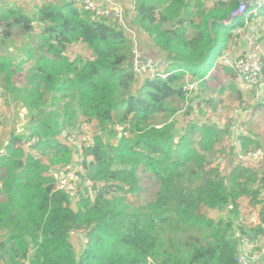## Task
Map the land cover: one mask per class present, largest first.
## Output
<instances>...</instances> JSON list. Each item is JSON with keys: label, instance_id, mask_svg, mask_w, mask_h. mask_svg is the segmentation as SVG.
Here are the masks:
<instances>
[{"label": "trees", "instance_id": "trees-1", "mask_svg": "<svg viewBox=\"0 0 264 264\" xmlns=\"http://www.w3.org/2000/svg\"><path fill=\"white\" fill-rule=\"evenodd\" d=\"M240 1L136 0L137 31L167 62L165 77L141 81L131 67L133 41L112 19H91L71 0H40L29 10L0 2V39L9 41L0 43V88L29 117L0 152V264H237L238 240L260 230L241 219L240 206L262 202L264 165L220 166L235 157V138L208 112L217 110L212 84L243 101L236 72L218 62L237 44L232 29L244 17L225 22ZM254 7L248 19L264 16V4ZM78 43L91 55L70 58ZM263 100L255 96L251 115ZM178 114L185 123L172 118ZM81 118L99 132L84 147L92 159L79 185L90 178L95 194L84 187L72 207L49 172L71 161L57 137ZM247 130L236 136L242 154L262 147ZM32 135L38 156L20 146ZM142 174L158 187L136 203L128 194L137 195ZM80 229L87 242L75 251L70 233Z\"/></svg>", "mask_w": 264, "mask_h": 264}, {"label": "built area", "instance_id": "built-area-1", "mask_svg": "<svg viewBox=\"0 0 264 264\" xmlns=\"http://www.w3.org/2000/svg\"><path fill=\"white\" fill-rule=\"evenodd\" d=\"M75 6L91 14V19L109 18L116 25L124 30V33L132 39V56L131 67L138 80L144 77H165L167 62H165L159 52L151 45V41L144 33L138 32V27L134 24L136 0H71ZM264 4V0H241L238 7L230 14L225 23H229L239 16L247 15L248 6H255L251 12H255L258 7ZM242 25V24H240ZM238 26V25H237ZM236 26V27H237ZM235 27V28H236ZM234 34L237 33L235 30ZM238 34V33H237ZM143 40L146 41L143 42ZM150 44V45H149ZM245 49L247 54H236L230 58L224 54L218 58V62L232 67L236 72L242 87L246 89H256V99L262 100L264 93V44L257 42V36L252 32L245 40ZM189 89H195L196 84L190 83ZM240 123V122H238ZM95 125L93 121H85L81 118L80 127L86 133V142L78 141L75 134L63 130L58 135V140L66 144L73 153V160L50 169L55 178L54 189L62 190L69 194L72 200V207L76 206L79 200V194L84 193V187H88L90 195H94L92 188L93 182L90 178L84 177L83 187H79L82 177L86 174L85 160H91V156L84 155V147L92 142V134L87 132ZM99 133V132H98ZM38 140L36 136H27L20 144L24 150L33 155H37L33 145ZM242 160L253 162H264V153L260 149H254L241 155ZM260 192L262 202L257 205L256 209L246 208V204L240 206L241 219L247 223L260 226L258 236L249 238L241 236L238 240V254L236 257L237 264H259L260 258L264 257V221L260 216L261 208L264 206V184ZM85 229L71 231L70 235L76 248L82 247L87 242ZM264 262V261H263Z\"/></svg>", "mask_w": 264, "mask_h": 264}, {"label": "rangeland", "instance_id": "rangeland-1", "mask_svg": "<svg viewBox=\"0 0 264 264\" xmlns=\"http://www.w3.org/2000/svg\"><path fill=\"white\" fill-rule=\"evenodd\" d=\"M40 0H18L10 1L12 3H17L24 7L25 10H28L27 7L29 5H32ZM55 1V0H51ZM207 1L208 4L210 2H213V0H204ZM4 2V1H2ZM27 6V7H26ZM30 6V8H32ZM244 17V23L243 25L237 24L233 29L238 33H235L238 35L237 38V44L228 48L224 55L228 56L230 58L234 57L238 52H241V50L245 47V40L247 37L250 36V34H253L257 36V42L260 44H264V16H257L255 18H247V15L242 16ZM234 34V33H233ZM143 42L146 43L145 40ZM0 43H2L3 46H6L9 44V41L7 40H1ZM150 45V44H149ZM67 54L70 58H73L77 54H85L87 56H90L91 53L89 50H87L81 43L74 44L71 47L67 49ZM31 63H29L27 66L29 67ZM27 73V70L24 71V73H21L22 82H25L23 75ZM27 81V80H26ZM193 84H196L197 82H191ZM190 84V83H189ZM198 88V87H197ZM237 88L243 95V101L241 103H238L235 100L234 95L229 90L219 91L218 87L215 84H212L211 90H213V101L217 103V110H215L214 116L208 112V116L210 118H213V122H216L219 124L221 128H228L229 133L231 135V138L234 136L235 139H233V143L236 146V153L235 157L230 160H223L221 161L220 166H226L227 163H231V165H235L237 162L241 161L243 164H246L249 167L256 166L260 168L262 165H264V162H253V161H247L242 160L241 155H243L240 152V147L238 144V140L236 139V136L239 133L246 134L248 132L247 127H251L255 133L259 134L262 142V147L257 148L260 149L264 153V109L263 110H256L255 115H251L253 100L255 99V96H257L258 90L254 89H246L242 87L241 81L237 79ZM260 92L258 96L261 95ZM209 96V94L207 93ZM10 95L5 93L0 88V152L4 150L5 145L7 144L9 137L11 134H18L25 132V124L28 123L29 117H28V111L27 109L22 105V103H17L11 98H9ZM260 99H264L263 97H259ZM260 103V102H259ZM264 105V100L262 101ZM194 113L198 114L197 109L194 104ZM264 108V106L262 107ZM193 117V115H192ZM173 119H177L181 124L185 123L186 120L180 117V114L172 117ZM95 125L91 128V130H87V132L92 134V137H94L95 133H98V128L96 127V122L93 121ZM240 122V123H238ZM68 132H72L75 134L77 140L81 142H86L85 136L86 133L81 129L80 127V119L79 123L75 125L73 130L66 129ZM70 130V131H69ZM118 131H121V128H118ZM91 137V138H92ZM120 134H118L117 140L119 139ZM114 141V140H113ZM252 150V149H251ZM42 160L44 159L43 156H41ZM73 160V155L71 158V161ZM90 161V160H89ZM66 164V163H65ZM216 164V159L211 165ZM61 165V164H60ZM50 174L53 173L51 170L49 172ZM141 181H140V190L138 191L137 195H130L128 194V198L132 201H135L136 203H144L146 201H149L153 199L155 192L157 191V181L150 178L148 175L142 174L141 175ZM227 212H225L224 215H226ZM223 213L216 212V214H212V216H220ZM74 250L76 249L75 245ZM76 251V250H75Z\"/></svg>", "mask_w": 264, "mask_h": 264}, {"label": "crops", "instance_id": "crops-1", "mask_svg": "<svg viewBox=\"0 0 264 264\" xmlns=\"http://www.w3.org/2000/svg\"><path fill=\"white\" fill-rule=\"evenodd\" d=\"M2 1H4V2H8V3H12V2H10V1H15V0H0V2H2ZM18 1L20 2V0H18ZM4 2H3V3H4ZM16 4H17V3H16ZM206 4H207V5H210V4H212V2H210V3L208 4V2L206 1ZM30 6H32V5H29V7L26 6V7L28 8V10L31 9ZM38 30H39V29L36 28V29H35V32H38ZM240 53H242V54H247L245 47L241 50V52H238V54H240ZM256 208H257V207H256ZM256 208H255V209H256ZM263 261H264V257L262 256V257L260 258V263H259V264H264Z\"/></svg>", "mask_w": 264, "mask_h": 264}]
</instances>
